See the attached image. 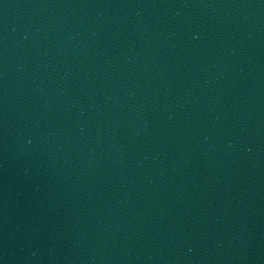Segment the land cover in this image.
<instances>
[{"label":"water","instance_id":"95a60500","mask_svg":"<svg viewBox=\"0 0 264 264\" xmlns=\"http://www.w3.org/2000/svg\"><path fill=\"white\" fill-rule=\"evenodd\" d=\"M165 264H264V78Z\"/></svg>","mask_w":264,"mask_h":264}]
</instances>
